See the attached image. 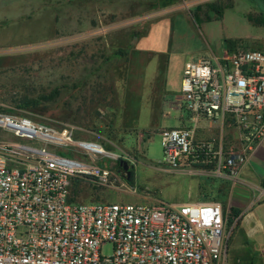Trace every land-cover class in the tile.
<instances>
[{
    "label": "rangeland",
    "instance_id": "1",
    "mask_svg": "<svg viewBox=\"0 0 264 264\" xmlns=\"http://www.w3.org/2000/svg\"><path fill=\"white\" fill-rule=\"evenodd\" d=\"M232 1L220 22L207 24L211 39L201 27L202 19L212 17L207 6ZM247 1L260 5L262 16H252L259 17V24L248 21L253 11ZM259 1L0 0V113L59 131L63 126L74 129L73 143L60 149L64 156L109 172L107 186L88 176L75 178L71 194L77 202L154 199L180 204L215 199L222 195L220 183L161 164L159 129L178 127L187 114L176 104L185 62L210 50L220 53L223 37L264 51V44H252L264 40V3ZM133 34H138L136 39ZM133 44L151 52L142 75H130L140 85L128 102L136 107L138 130L152 129L149 136L117 121L115 70L129 58ZM118 50L125 53L115 54ZM128 115L129 120L133 114L128 110ZM199 126L206 129L207 123ZM0 141L17 140L0 128ZM80 143L99 146L104 153L88 151ZM127 172L132 173V185L126 183ZM260 250L264 205L254 218L243 220L242 229L236 226L228 244L231 264H264ZM100 251L110 255L112 249L104 245Z\"/></svg>",
    "mask_w": 264,
    "mask_h": 264
},
{
    "label": "built area",
    "instance_id": "2",
    "mask_svg": "<svg viewBox=\"0 0 264 264\" xmlns=\"http://www.w3.org/2000/svg\"><path fill=\"white\" fill-rule=\"evenodd\" d=\"M180 93L178 107L192 126L159 132L161 164L249 186L240 172L264 140V51L237 45L187 61ZM201 120L219 121L241 148L227 147L222 136H198ZM0 128L17 140L0 141V264H231L228 244L239 218L219 202H77L75 178L107 186L109 172L61 155L73 143L72 127L59 131L0 113ZM104 245L110 255L101 253Z\"/></svg>",
    "mask_w": 264,
    "mask_h": 264
},
{
    "label": "crops",
    "instance_id": "3",
    "mask_svg": "<svg viewBox=\"0 0 264 264\" xmlns=\"http://www.w3.org/2000/svg\"><path fill=\"white\" fill-rule=\"evenodd\" d=\"M248 3L253 13L250 12L247 15V18L249 15L251 16L256 15L257 12L260 13V16H262L261 7L259 4H257L256 2L253 3L248 2ZM259 3H264V2L259 1ZM233 5H234V1L231 2V5L229 7L223 9L220 17L217 18L214 17L210 20L202 19L203 23L201 24V27L207 33L208 37L213 39L212 36H209L208 33L209 28H207L208 27L207 24L220 22L224 17V11L226 9H231ZM202 34L204 33L202 32ZM204 38H206L205 34H204ZM223 38H225L224 44H225V40L241 42V40L235 38H226V37ZM255 42L256 43H252L254 47L255 45L260 46L264 44V40L262 39H260L259 41L257 40ZM225 52H231L227 50L226 44H225V48L220 53H214L212 50H210V54L205 55L203 57H208V58L220 57ZM150 57H151V52L148 49L138 48L137 46H135V44H133L129 52V58L126 61L120 63L115 70L116 88H117V97H118L117 121L123 125H127L136 129L138 132L142 131V133H146L148 134V136L152 129L141 128L140 131L138 130L139 127L136 121L138 115L136 114L137 113L136 107L134 106V108H131V105H129L128 102H131V96L135 93L134 91L137 90L140 85V80H132L130 79V75H133L134 72L135 74L138 73L141 76L142 75L141 71L144 72V69L147 65V60ZM136 93L138 94V90L136 91ZM176 104L178 105V103ZM127 109L129 110V112L133 114L129 120H128L129 115ZM200 122L207 123V128L201 129L199 126ZM199 123L196 128L198 136H201L204 139H214L216 141L218 138H220V136H222L224 139V144L227 147H234L235 149L241 148L242 143L238 142L236 135L229 132L226 126L222 128L221 123L219 121H214L210 123L206 120H201L199 121ZM190 126H192V123L189 120L188 114H186L185 116H181L178 127H190ZM161 129H159V132L161 131ZM187 176L189 177V175ZM240 179L247 182L249 186L240 183L232 184V183H223L220 181L212 180L213 182H215V184L217 183L221 184L220 188L222 189L221 190L222 192H220V195L221 194L222 195L215 199L212 198L206 199L205 202L216 201L219 202L225 210L229 209L232 214H233V210L235 212H238L237 216L239 218V223L237 226H239L242 229L243 220L244 219L248 220V218H252V217L254 218L256 210L259 209L262 205H264V200L256 202V199L258 197V189H264L261 186L262 181H264V140H261L258 144L252 147L251 150L248 151V154L246 156V162L244 163L242 170L240 172ZM249 224L254 225L252 220L249 222ZM260 251L264 252V250H260Z\"/></svg>",
    "mask_w": 264,
    "mask_h": 264
},
{
    "label": "trees",
    "instance_id": "4",
    "mask_svg": "<svg viewBox=\"0 0 264 264\" xmlns=\"http://www.w3.org/2000/svg\"><path fill=\"white\" fill-rule=\"evenodd\" d=\"M230 5H231V2L229 4H227V5H225V4H222L221 5V4H217V3H213V4L208 5L207 6V13L210 12V14L212 15V17L207 16V18L205 20H210V19H212L214 17L215 18L220 17L223 9L229 7ZM258 18H254L251 15L248 16V20L250 22L254 23V24H259L260 23V19H258ZM136 36H137V34H133L134 39H136ZM225 44H226L227 50L232 51L237 46L238 43L235 42V41H231V40H225ZM124 53L125 52L123 50H118L115 54L122 55ZM61 155H64V154L61 153ZM75 183H76V181H75ZM126 183L128 185H132V173H130V175H129L128 178L126 177ZM261 186H262V188H264V181H262ZM237 213L238 212H235L233 210V215L234 216H237L238 215ZM228 223H230V221Z\"/></svg>",
    "mask_w": 264,
    "mask_h": 264
},
{
    "label": "water",
    "instance_id": "5",
    "mask_svg": "<svg viewBox=\"0 0 264 264\" xmlns=\"http://www.w3.org/2000/svg\"><path fill=\"white\" fill-rule=\"evenodd\" d=\"M82 145L86 146V148H90L91 150H94L92 147L94 144L91 143H81ZM119 164L122 165L123 169H126V164L123 161H119ZM129 172H127V178L129 177Z\"/></svg>",
    "mask_w": 264,
    "mask_h": 264
},
{
    "label": "bare ground",
    "instance_id": "6",
    "mask_svg": "<svg viewBox=\"0 0 264 264\" xmlns=\"http://www.w3.org/2000/svg\"><path fill=\"white\" fill-rule=\"evenodd\" d=\"M79 145H80L82 148H84V149H86V150H88V151H94V150H91L90 148H86V146L82 145L81 143H80ZM79 145H78V146H79ZM94 146H95V145H94ZM94 146H93L92 148H93V149H97V153H98V152H100V153H104L103 150H102L99 146H97V147H94ZM94 152H96V151H94Z\"/></svg>",
    "mask_w": 264,
    "mask_h": 264
},
{
    "label": "flooded vegetation",
    "instance_id": "7",
    "mask_svg": "<svg viewBox=\"0 0 264 264\" xmlns=\"http://www.w3.org/2000/svg\"><path fill=\"white\" fill-rule=\"evenodd\" d=\"M262 2H264V0H262Z\"/></svg>",
    "mask_w": 264,
    "mask_h": 264
}]
</instances>
